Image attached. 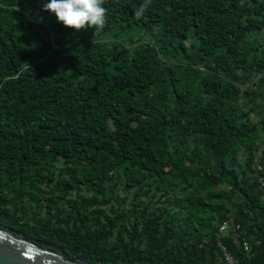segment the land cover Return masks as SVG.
Listing matches in <instances>:
<instances>
[{"label": "trees", "instance_id": "1", "mask_svg": "<svg viewBox=\"0 0 264 264\" xmlns=\"http://www.w3.org/2000/svg\"><path fill=\"white\" fill-rule=\"evenodd\" d=\"M48 2L0 0V228L89 263L224 264L232 215L236 264H264V0H105L95 35Z\"/></svg>", "mask_w": 264, "mask_h": 264}, {"label": "clouds", "instance_id": "2", "mask_svg": "<svg viewBox=\"0 0 264 264\" xmlns=\"http://www.w3.org/2000/svg\"><path fill=\"white\" fill-rule=\"evenodd\" d=\"M152 0H142L134 6V16L141 19ZM105 0H49L44 10L53 13L57 21L76 32L94 29L93 35L101 32L108 18V9L104 7Z\"/></svg>", "mask_w": 264, "mask_h": 264}, {"label": "water", "instance_id": "3", "mask_svg": "<svg viewBox=\"0 0 264 264\" xmlns=\"http://www.w3.org/2000/svg\"><path fill=\"white\" fill-rule=\"evenodd\" d=\"M0 264H102L66 258L13 230L0 228Z\"/></svg>", "mask_w": 264, "mask_h": 264}, {"label": "built area", "instance_id": "4", "mask_svg": "<svg viewBox=\"0 0 264 264\" xmlns=\"http://www.w3.org/2000/svg\"><path fill=\"white\" fill-rule=\"evenodd\" d=\"M216 237L217 245L222 252L220 260L224 264L237 263L233 253L225 242L226 239H230L233 244L245 251H249L251 247L248 238L242 230L241 224L238 223L232 215H228L221 221ZM208 240L209 239L205 238L204 242H208Z\"/></svg>", "mask_w": 264, "mask_h": 264}, {"label": "rangeland", "instance_id": "5", "mask_svg": "<svg viewBox=\"0 0 264 264\" xmlns=\"http://www.w3.org/2000/svg\"><path fill=\"white\" fill-rule=\"evenodd\" d=\"M251 116H252V119L253 120H255V121H257L258 119H259V116H258V114L257 113H255V112H253L252 114H251ZM34 210H37V208L36 207H34L33 208ZM31 211V210H30ZM6 223H10L12 226H15V227H18V222L17 221H14L13 222V220L12 219H9V218H7V220L5 221ZM12 222V223H11ZM19 228H22V227H19ZM218 257H219V255H217Z\"/></svg>", "mask_w": 264, "mask_h": 264}]
</instances>
